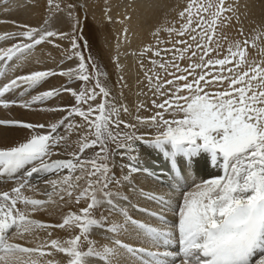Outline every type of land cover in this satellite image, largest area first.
Returning <instances> with one entry per match:
<instances>
[{
	"label": "snow or ice",
	"instance_id": "snow-or-ice-1",
	"mask_svg": "<svg viewBox=\"0 0 264 264\" xmlns=\"http://www.w3.org/2000/svg\"><path fill=\"white\" fill-rule=\"evenodd\" d=\"M47 6L54 18L68 9V16L75 21L73 33L79 30L76 4L62 7L60 0H47ZM239 7L238 0H189L179 13L180 27L167 29L169 37L174 34L178 39L157 40V46L138 53L155 98L151 100L153 113L136 115L135 122L123 118L131 116L132 110L110 98L104 79L107 73L91 55L86 57L79 50L73 33L17 24L21 31L0 36V41H16L10 47H0V64L4 66L0 69V106L32 109L62 93H69L74 100L63 108L42 109L66 113L50 125L0 119V125L32 130L23 142L0 147V176L17 178L22 174L11 191L0 192V264H61L55 259H32L53 253L64 254L63 264H131L128 258L137 256L138 264H264V47L257 43L264 35L228 42L225 49L228 37L223 29L239 21ZM262 28L264 25L255 31ZM240 32L242 35L243 28ZM57 38L70 41L66 59L75 56V67L16 74L19 64L26 62L37 46L54 44ZM250 46L257 49L260 59L250 55ZM146 56L151 67L143 63ZM14 60L15 64L10 63ZM116 63L120 67L118 55ZM56 76L66 78V83L37 91ZM74 82L80 87L69 86ZM120 82L125 86L123 76ZM61 128L79 132V151L71 152L70 158L53 159L67 139L58 132ZM145 147L169 164L168 173L178 171L187 177L189 172L195 175L209 166L217 169L210 178L192 180L182 192L171 227L166 217L155 212L152 217L163 221V227L133 218L126 207L128 197L120 198V187L130 182L133 174L155 175L141 164L140 149ZM97 148L93 155H85L86 149ZM116 170L121 173L119 178ZM34 174L59 178L45 181L54 189L47 200L24 194L33 187L30 180ZM54 196L63 206L80 205L81 201L86 206L69 211L56 225L30 218L29 207L32 212L45 210L48 204L57 203ZM147 198L168 204L167 198L156 194ZM105 204L109 216L97 218L95 210ZM66 226L73 233L69 239L52 238L51 231L47 239L36 235L37 229ZM96 229L112 234L107 244L91 238ZM133 233L142 244L127 240ZM34 241L39 243L25 246Z\"/></svg>",
	"mask_w": 264,
	"mask_h": 264
},
{
	"label": "bare ground",
	"instance_id": "bare-ground-1",
	"mask_svg": "<svg viewBox=\"0 0 264 264\" xmlns=\"http://www.w3.org/2000/svg\"><path fill=\"white\" fill-rule=\"evenodd\" d=\"M69 1V0H68ZM67 0H60L61 6L70 4ZM77 7L74 9V14L80 18L81 24L78 26V31L83 32L86 27V18L88 15L93 19L102 32V41L104 45L111 47L114 53L115 66L117 68V82L118 86L115 88V93L120 104L127 105L132 110L130 121L135 122V116L142 117L149 116L154 109L151 106V100L155 97L149 91V85L145 79L144 70L140 67L141 58L138 53L143 51L148 46H157V40L168 41L169 39H178L174 34L169 37L168 28L180 27L183 21L180 19L179 13L183 11L189 0H73ZM240 19L233 21L231 25L223 29L224 35L228 37L225 42V49L228 42H235L236 40H243L251 36L264 35V28L260 32H256L258 26L264 25V0H238ZM82 6V7H81ZM246 6V7H245ZM82 10H81V9ZM69 10L59 13L57 17H53L50 13L47 0H0V36L5 33L21 31L16 25H29L32 27L47 26L59 32L73 33V25L75 21L67 14ZM111 17V21L108 20ZM50 21L49 25H45V21ZM15 21L16 24L12 23ZM243 28L241 35L240 29ZM83 30V31H82ZM127 30V40H124V32ZM75 35V33H73ZM101 41V42H102ZM14 40L0 41V47H10ZM257 43L264 47V40H258ZM54 45H60L55 47ZM160 47H171V44H161ZM71 50L70 41L67 39H55L54 44L44 43L33 51L26 62L19 64L16 74H27L34 70L45 69H67L75 67L77 58L74 56L72 60H67L68 55L65 50ZM119 56L120 67L117 66L116 57ZM148 55H151L150 53ZM250 55L256 59L261 57L257 54V49L251 48ZM15 64V60L10 62ZM143 63L146 67H151L148 63L147 56L143 58ZM183 66V62H182ZM3 65L0 64V69ZM123 69V70H121ZM11 75V73H10ZM123 76V85L120 78ZM66 83V78L56 76L46 81L42 87L37 91H45L53 87H60ZM74 88L80 87L79 82H74L69 85ZM122 93V95H121ZM32 94H36L33 92ZM99 99V98H98ZM74 103L73 98L69 93H62L61 97L54 98L52 101L43 105H34L32 109H25L18 106H12L9 109H4L0 106V119L19 120L30 123H44L50 125L57 122L64 117L66 113L56 111L49 112L42 109L48 107H60L71 105ZM143 104L144 108H139ZM127 119L125 116L123 117ZM79 122V118H77ZM58 132L67 137L62 141V146L56 149V155L60 153L67 154L79 150V132H64L63 128L58 129ZM32 134V130L25 128H10L0 125V147L13 146L17 143L23 142ZM13 136V138L11 137ZM12 139H18L16 141ZM68 150H65V147ZM140 160L144 167H148L155 173V175H148L146 173L133 174L131 181L120 187V198L127 196L126 207L129 214L140 221L150 223L157 227H163L164 222L152 217L151 213L155 212L158 215L166 217L167 226L171 227L176 222L174 209L177 208L180 197L183 191L187 190L191 185V179L196 177V180L210 178L211 175L217 174V169L209 166L205 171H200L198 174L188 173L187 181L189 186L182 189L178 185L180 180V172L175 171L168 173L169 164L161 159V155L151 148L140 149ZM119 162V157H117ZM126 163V161H125ZM163 170V171H162ZM66 174V171L65 173ZM78 174V173H77ZM45 175V174H44ZM116 175L119 178L121 173L116 170ZM9 178L2 176L0 179V192L11 191L17 186L19 178ZM40 178V177H39ZM36 177H32L30 184L31 189L24 191V194L35 199H48V193L53 192V186L39 181ZM44 178V177H43ZM58 180L56 174L49 177ZM47 178V180L49 179ZM161 180L166 181L162 183ZM84 184V181L80 182ZM60 185L57 184L56 191ZM156 194L160 197H165L168 200L166 206L161 205L159 200L153 202L148 199V196ZM57 201L56 204H48L45 210L32 212L30 207L28 214L30 218L39 220L45 224L56 225L63 222V217L69 211H78L79 207L86 206L83 201L80 205L75 203L63 206V202L59 201L58 196L53 197ZM19 207H23L19 205ZM101 208V214L105 217L109 216L108 205L105 204ZM113 220H122V217H112ZM110 227V225H108ZM67 226L65 229L51 228L47 230L37 229L36 235L42 239H47L48 231L52 232V238L69 239L73 233L69 232ZM96 240L98 244H107L112 238V234L106 230L96 229L91 237ZM32 239L31 236L28 237ZM127 240L133 243H141L138 241L136 235L130 234ZM24 243L23 241H20ZM39 243L34 241L32 244H25L27 247H33ZM161 250H165L161 247ZM171 250V248L167 249ZM45 251H51L45 249ZM27 260L28 257L24 256ZM42 262L44 259H55L63 264L65 259L64 254L53 253L52 256L37 257L33 256ZM131 264H138L140 257L137 256L134 260L130 257ZM145 259L148 257L145 255Z\"/></svg>",
	"mask_w": 264,
	"mask_h": 264
},
{
	"label": "rangeland",
	"instance_id": "rangeland-1",
	"mask_svg": "<svg viewBox=\"0 0 264 264\" xmlns=\"http://www.w3.org/2000/svg\"><path fill=\"white\" fill-rule=\"evenodd\" d=\"M68 2L70 4H74L73 0H69ZM75 35L77 36V42L80 44L79 50L82 51L86 57L91 55L94 58L95 62L100 66V68L104 72L107 73V76L104 79L108 83L110 90H111L110 98L115 97L116 102L118 104H120L118 101V98L116 96V93H115V88L118 86V82H117L118 74H117V68L115 66L114 53H113L111 47L104 45V43L102 41L101 29L99 28V26L95 22H93V19L88 15L86 17L85 30L83 32L77 31L75 33ZM70 52H71V50L69 49L67 54H69ZM125 117L128 120H130V118H132L131 116H125ZM16 121H19V120H16ZM22 122H24V121H22ZM27 123H30V122H27ZM7 127H10L13 129H15V128H21L22 129L23 128L21 126H7ZM11 137L13 138L12 135H11ZM12 140L16 141L18 139H12ZM67 148L68 147L66 146L65 150H68ZM98 150H99L98 148L95 150L86 149L85 155L91 156L94 154V151H98ZM78 151H76V152H78ZM69 154H70L69 152H67V154L60 153L57 156H53L52 158L53 159L70 158ZM21 175L22 174H18V177H20ZM51 176H52V174H45V175H42L38 180L41 182H45L47 180V178H49ZM48 180H51V178H49ZM52 180H55V179H52ZM95 215L97 218L100 217L101 208L95 210Z\"/></svg>",
	"mask_w": 264,
	"mask_h": 264
}]
</instances>
